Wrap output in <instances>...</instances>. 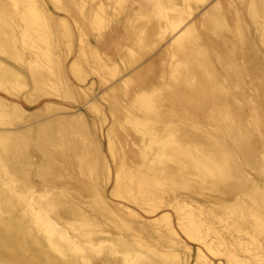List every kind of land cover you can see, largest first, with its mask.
Segmentation results:
<instances>
[{"label":"bare ground","instance_id":"bare-ground-1","mask_svg":"<svg viewBox=\"0 0 264 264\" xmlns=\"http://www.w3.org/2000/svg\"><path fill=\"white\" fill-rule=\"evenodd\" d=\"M196 1L0 0V52L26 68L0 59V264H189L186 240L194 264H264V53L218 2L214 36L189 23ZM109 117L110 158L92 127ZM228 215L241 236L213 226Z\"/></svg>","mask_w":264,"mask_h":264},{"label":"rangeland","instance_id":"rangeland-1","mask_svg":"<svg viewBox=\"0 0 264 264\" xmlns=\"http://www.w3.org/2000/svg\"><path fill=\"white\" fill-rule=\"evenodd\" d=\"M59 1V4L62 0H58ZM197 4L200 6L198 9H196L194 11V14L189 18V23H199L198 25V29L200 31H204L206 33H208L210 36H214V34L212 33V31H210L208 29V25H202L201 24V21L203 19V15L205 14V11L207 9L210 8V6L214 3V2H218V7H219V10L223 12V15H224V18H225V27H224V31L226 32V34L228 35H233L235 36L237 34V31H236V24L235 22L238 20L239 16L242 18L241 22H242V25L245 27V30L248 34L251 35V37L253 38L252 39V42L255 44V46L257 48H259L260 50L263 51L264 53V15L263 16H257L255 14V9L258 5V7L261 5V3L258 2V0H210V1H204V0H201V1H196ZM114 5V11H117L118 13H125L126 12V6H124V8H122L121 5H118L116 3L113 4ZM126 5V3H125ZM246 6V8H245ZM151 7V5H150ZM155 19H158L157 22L159 23H162L163 20H161V14L160 13H157L154 17ZM160 19V20H159ZM72 24V27H73V30H74V34H77V28L75 27V24ZM108 28L102 33V35L104 36L107 32ZM144 34H142L140 37L143 38ZM139 37V38H140ZM91 40V42L93 41V39H89ZM65 38H63L62 40V47H63V50L65 51ZM141 44H142V40L140 41ZM240 42V41H239ZM167 44V42H164L163 40H160L157 36L155 37L154 39V43L153 44H150V45H144V47H142L146 52L149 53V55H151L152 57H154V55H156V53L162 49L165 45ZM73 49L72 51L68 54L66 60L63 62V65L65 68H67L70 64V62L73 60L74 56L76 55L77 53V43L75 42L73 44ZM0 59H7L8 61H10L12 64H14L15 66L19 67V68H23V70H26L25 67H23V63L21 62H18V61H15L13 60L12 58L8 57L6 54L4 53H1L0 52ZM82 68H86L85 71H89V68L84 66V64L82 63L81 64ZM132 71V69H131ZM128 73V72H126ZM29 74V72H28ZM69 75V73H68ZM91 76L93 75H90L87 77V80L83 83V84H79V83H76L74 81H72L73 85H77V86H81V87H87L89 84H90V80H92L93 78H90ZM27 79H28V75L25 76ZM120 77H121V74L118 76L117 81L120 80ZM54 79V77H53ZM70 79V77H69ZM58 83V82H57ZM107 85L108 84H105V85H102L100 87H98L97 89H95V93H98V94H102L106 91L107 89ZM47 88V87H46ZM31 88L27 85H22V86H17V88L15 89V92H17L19 95L20 94H28L31 90ZM48 89V88H47ZM58 89L59 91H62V84L58 83ZM0 95L2 96H6V95H3L0 93ZM35 93L33 94V97H35ZM7 99H11L9 97L6 96ZM17 101L21 104L24 105L25 109L27 111H33L34 109L40 107L44 101L46 100H41L39 99L36 103L34 104H26L23 100L21 99H17ZM103 106H105L106 108V103L103 102L102 103ZM70 106V105H68ZM83 107V108H81ZM73 110H78V111H81L85 117H87L88 121L90 123H92V119L95 118V116L97 114L95 113H91L90 111L88 112H85V106H83L81 104L80 107L78 106H75L73 105ZM75 111V113H76ZM66 115V114H65ZM63 115V116H65ZM258 115V110L257 109H254L253 112H252V116H257ZM202 120V119H201ZM40 120L36 121L35 123H38ZM13 124L10 125L9 129L8 130H14L15 129H21V128H25V127H29L30 124H28V122H23L22 120H18V119H14L13 121ZM34 123V124H35ZM96 125L92 127H94L93 129L95 130L97 136L99 137L100 141H101V144L103 146V149H104V153L109 157V154H108V151H107V136H106V131L108 129V127L111 125L112 123V120L111 118L109 117L108 121L103 125L101 126L99 124L98 121H95ZM125 125H127L125 123ZM128 138L130 139L131 137L128 136ZM130 142H132V140H130ZM260 160L263 161V158L262 156L259 157ZM251 176H254V178H258L259 175L258 173H256L255 170H250L249 171ZM261 177V176H260ZM111 187L108 188V192L110 191ZM171 214L173 215L174 213L172 211H170ZM162 212H159L157 215L155 216H152V215H148V214H145L144 212H140V215L142 216V220H152L154 218H156L157 216H159ZM174 218V217H173ZM232 219L233 217L228 215V216H223V218H219L218 220H214V223H213V226L216 227V229H218L219 233L224 235L225 238H229L231 239L234 235L235 237L237 235L241 236V234L239 233H235L234 235H232L231 233H228V229L230 230V226L228 225L230 222H232ZM251 219V218H250ZM175 221V219H174ZM184 240L185 238L182 237ZM187 244L190 246L191 248V255H190V260H189V264H194L195 263V258H196V252H197V248H200L204 251L203 247L198 244V243H189L187 240H186ZM207 255V253H206ZM209 258L210 256L207 255ZM212 263L213 264H218L219 261H223L224 262V257L222 256H217V257H214V258H210Z\"/></svg>","mask_w":264,"mask_h":264}]
</instances>
